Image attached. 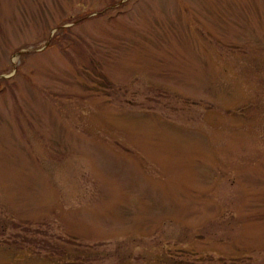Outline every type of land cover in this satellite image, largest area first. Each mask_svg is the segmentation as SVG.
Here are the masks:
<instances>
[{
	"label": "rangeland",
	"instance_id": "374dc122",
	"mask_svg": "<svg viewBox=\"0 0 264 264\" xmlns=\"http://www.w3.org/2000/svg\"><path fill=\"white\" fill-rule=\"evenodd\" d=\"M64 251L264 264V0H0V264Z\"/></svg>",
	"mask_w": 264,
	"mask_h": 264
},
{
	"label": "trees",
	"instance_id": "16d2710c",
	"mask_svg": "<svg viewBox=\"0 0 264 264\" xmlns=\"http://www.w3.org/2000/svg\"><path fill=\"white\" fill-rule=\"evenodd\" d=\"M72 256H74L71 252H67V251H64L63 254L60 256L59 259H57L55 261V264H71V262H73V258L70 259ZM62 257V258H61ZM167 257V256H166ZM67 259V261L64 262V259ZM62 259V260H61ZM176 260V259H175ZM171 261H174V260H171ZM177 262V261H176ZM202 262H205V261H202ZM161 264H175V263H170L169 259L168 258H164L161 260ZM178 264V263H176ZM181 264V263H180ZM183 264V263H182ZM205 264H208V263H205Z\"/></svg>",
	"mask_w": 264,
	"mask_h": 264
}]
</instances>
